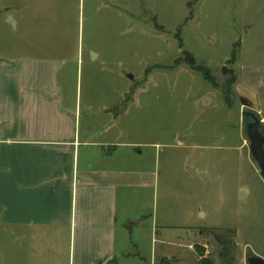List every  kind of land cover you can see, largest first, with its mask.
I'll use <instances>...</instances> for the list:
<instances>
[{
    "label": "rangeland",
    "instance_id": "1",
    "mask_svg": "<svg viewBox=\"0 0 264 264\" xmlns=\"http://www.w3.org/2000/svg\"><path fill=\"white\" fill-rule=\"evenodd\" d=\"M33 4L46 13L43 21L69 35L71 52H83L81 68L69 74L82 104L92 98L96 107L121 113V94L129 100L131 87L147 82L136 92L139 108L132 102L115 123L125 120L140 133L136 139L160 143L158 185L142 209L154 215L158 236L147 234L150 220L131 228L132 253L148 264L152 247L195 264L186 242L203 230L192 246L196 256L206 251L214 264L264 258V175L241 114L252 110L264 129V0H0V55L21 54L31 44L19 17L39 20ZM5 15L20 21L16 29ZM43 27L48 39L50 27ZM89 47L101 54L93 65ZM251 59L259 73H247ZM87 115L82 109L83 124ZM149 162L146 154L141 163ZM127 207L129 214L139 209Z\"/></svg>",
    "mask_w": 264,
    "mask_h": 264
},
{
    "label": "crops",
    "instance_id": "2",
    "mask_svg": "<svg viewBox=\"0 0 264 264\" xmlns=\"http://www.w3.org/2000/svg\"><path fill=\"white\" fill-rule=\"evenodd\" d=\"M30 9L39 20L19 19L31 44L21 54L0 55V264H147L132 253L137 244L131 228L150 220L147 234H158L154 215L142 209L158 185L160 143L136 139L140 133H133L125 120L115 128L132 102L139 108L136 92L143 93L147 82L131 87L134 97L129 100L127 91L121 94V113L112 114L105 103L96 107L89 97L82 104L77 84L72 91L69 81L84 62L82 50L71 52L63 28L60 32L57 24L43 21L46 13L34 4ZM6 17L16 29L20 21ZM87 52L89 65L100 59L93 47ZM250 61L247 73H259L261 68ZM82 109L88 112L85 124ZM132 135L134 139H123ZM146 154L150 162L143 167ZM128 203H137L138 212L129 214ZM202 231L194 242H186L195 262L207 257L206 251L192 253ZM161 252L151 247L148 264L161 257L175 259Z\"/></svg>",
    "mask_w": 264,
    "mask_h": 264
},
{
    "label": "water",
    "instance_id": "3",
    "mask_svg": "<svg viewBox=\"0 0 264 264\" xmlns=\"http://www.w3.org/2000/svg\"><path fill=\"white\" fill-rule=\"evenodd\" d=\"M8 22L11 25L14 24V21L10 18ZM241 114L244 117L250 154L257 163L260 174L264 175V134L260 130V119L252 110L242 111ZM246 262L247 264H264V258L250 254L246 256Z\"/></svg>",
    "mask_w": 264,
    "mask_h": 264
},
{
    "label": "trees",
    "instance_id": "4",
    "mask_svg": "<svg viewBox=\"0 0 264 264\" xmlns=\"http://www.w3.org/2000/svg\"><path fill=\"white\" fill-rule=\"evenodd\" d=\"M235 57V52L233 51V58ZM204 73H207L206 71H204ZM210 77V76H209ZM260 130L262 131V133H264V129L263 127H260ZM155 264H174L173 260L167 259V258H159L157 260V262ZM198 264H214L212 260H210L209 258H200V260L198 261Z\"/></svg>",
    "mask_w": 264,
    "mask_h": 264
}]
</instances>
